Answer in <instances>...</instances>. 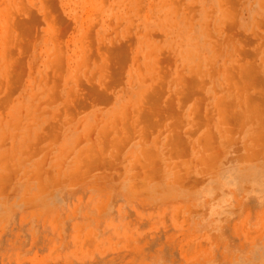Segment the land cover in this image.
I'll list each match as a JSON object with an SVG mask.
<instances>
[{
  "label": "rangeland",
  "instance_id": "374dc122",
  "mask_svg": "<svg viewBox=\"0 0 264 264\" xmlns=\"http://www.w3.org/2000/svg\"><path fill=\"white\" fill-rule=\"evenodd\" d=\"M0 264H264V0H0Z\"/></svg>",
  "mask_w": 264,
  "mask_h": 264
}]
</instances>
